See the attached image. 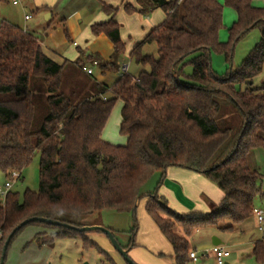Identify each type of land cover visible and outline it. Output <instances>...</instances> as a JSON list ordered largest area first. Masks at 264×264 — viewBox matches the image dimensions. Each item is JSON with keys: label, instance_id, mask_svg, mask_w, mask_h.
Wrapping results in <instances>:
<instances>
[{"label": "trees", "instance_id": "1", "mask_svg": "<svg viewBox=\"0 0 264 264\" xmlns=\"http://www.w3.org/2000/svg\"><path fill=\"white\" fill-rule=\"evenodd\" d=\"M255 1L225 0L237 13L226 42L219 39L224 9L219 0H137L139 7L124 3L129 13L161 8L166 16L129 54L149 68L137 74L123 69L111 85L92 75L82 78V57L58 62L33 33L14 24L1 26L0 170L8 177L13 170L21 175L36 152L40 162L37 190L25 189L20 199L11 189L0 201V257L7 236L28 217L83 226L72 217L86 218L106 209L133 216V235L123 245L130 248L138 229V202L146 197V211L172 244L175 263L190 264L188 236L194 230L211 225L231 230L253 214L254 199L263 193L264 172L250 165L249 156L264 152V85L243 90L237 85H251L264 65V6ZM101 9L110 17L92 24L91 30L111 39L114 54L100 66L120 72L118 59L125 44L115 18L118 8L103 3ZM254 27L261 37L241 67L218 74L212 52L231 60L236 43ZM147 43L156 44V56L143 52ZM188 63L190 74L184 71ZM118 100L120 133L127 141L116 145L102 133ZM169 166L201 173L223 190V199L211 203L207 213L177 212L158 194ZM156 173L154 189L144 192ZM29 225L43 228L33 237L40 246L80 236L84 248L105 253L85 232L41 221L16 231L8 250ZM253 252L264 263L262 241L255 243Z\"/></svg>", "mask_w": 264, "mask_h": 264}, {"label": "crops", "instance_id": "2", "mask_svg": "<svg viewBox=\"0 0 264 264\" xmlns=\"http://www.w3.org/2000/svg\"><path fill=\"white\" fill-rule=\"evenodd\" d=\"M63 1L64 0H20L18 4H13L11 0H0V17L2 18V25H18L24 30L33 33L38 38L44 51L58 62H63L65 59L74 61L82 57V61H85L82 63L84 64L82 68L83 71L86 72L85 68H92L93 72L91 74L98 82L106 85L113 84L120 73L100 66L101 61H111L114 54V45L105 33L94 35L92 30L88 31V29H85V48H82L77 41H73V46L76 47V51H59L61 44L67 40V28L70 30L71 34L77 35L81 33V28L78 24V19L81 17V12L79 11L81 6L75 8L74 11H67V5L63 7L61 4ZM257 1H255V4ZM126 2L139 7L137 0H118L117 3H115V0H91L89 3H83L82 6H87V10L91 11L96 9L95 12L97 13L95 17H91L88 22L90 28L94 23L109 19L110 16L101 9L103 3L118 8L115 15L116 20L118 22L124 20L126 23H131L130 27L136 34H129L128 40L124 41V43L126 42L125 48L128 50L129 56L133 47L146 36L153 26L160 23L159 20H162V18L164 20L166 14L165 12L163 16L157 14V11L161 8H156L143 15H140L137 11L129 13L124 9V3ZM67 4H69V1ZM60 5L61 8L59 9ZM119 7L122 8V17L119 16ZM28 14L31 15L30 18H26ZM72 15L75 16L72 17ZM54 19L57 20V23L53 24ZM120 24V35L124 38L123 27L125 26L123 25L124 23ZM94 61H97V64H94ZM90 62L95 66L89 65ZM119 64H121V61H119ZM122 67L128 70L129 63H123ZM22 174L23 172H21L20 178ZM157 178H159V174ZM158 194L167 200L171 208L180 213L190 211L207 213L211 210V203L218 204L224 197L223 190L204 175L179 166H169L167 168L162 184L158 188ZM146 201L147 199L145 197L138 202L139 227L135 237L136 243L129 248L128 253L137 264H176L173 246L161 232L152 217L147 213L145 207ZM243 222L235 224L232 231L238 229L237 231L240 230L242 232L244 229V227H242ZM212 227L213 226L198 228L188 236L189 251H197L196 246H199L201 249L205 248L200 255L197 251L198 259L196 261L190 259V264H205V260L209 257L215 259L213 252L210 250L214 245H222L230 250L229 246L232 245L231 241L227 240L222 235L227 230L220 229V232H218V230ZM41 230H43V228L39 226L30 228L29 232L22 236L20 238L21 240L17 242L16 248L11 250L8 256L9 260H6L5 264H30L28 259L26 260L23 256L22 252L24 250H34L43 246L53 247L55 243L53 246H40L33 241L34 235ZM177 231L183 234L181 227H178ZM197 235H199V237L196 239L195 237ZM263 237L251 234L233 243L243 246L238 252L242 254L243 258H246L248 264H264L257 260L253 252L257 241H262L264 246ZM27 243L29 244L25 247ZM199 243H201V245H198ZM160 253L164 255L160 256ZM232 254L230 250V255L225 258L224 264H231L229 258H231ZM20 255L22 256L21 258H19Z\"/></svg>", "mask_w": 264, "mask_h": 264}, {"label": "rangeland", "instance_id": "3", "mask_svg": "<svg viewBox=\"0 0 264 264\" xmlns=\"http://www.w3.org/2000/svg\"><path fill=\"white\" fill-rule=\"evenodd\" d=\"M69 1V4H67ZM106 1V0H105ZM118 0H115V3H117ZM91 0H64L62 6L67 5V11H74L75 8L80 7L81 17L78 19V24L81 28V33L74 35L71 34L70 30H68L69 37L66 36L67 40L63 42L60 46L61 52H70V50H75L76 47L73 46V41H77L80 43L82 48H85V37L84 32L85 29H88V31H91V28L88 24L89 19L91 17H95L96 13L95 10H87V6H82L83 3H89ZM220 3L224 5L223 9V26L220 29L219 32V39L222 42H226L229 39V28L234 23V21L237 18L236 11L225 4V0H219ZM256 5L258 6H264V0H258L256 2ZM70 8H69V7ZM61 8V5L59 6V9ZM69 8V9H68ZM120 13L119 16L122 17L121 11L122 8L119 7ZM89 11V12H88ZM160 16H163L164 11L163 9H160L157 11ZM68 13V12H67ZM125 14V13H124ZM140 15H143L140 13ZM150 15V14H149ZM75 15H72L74 17ZM163 20V18H162ZM162 20H159L160 22ZM120 23H124L123 25V37H121L122 41H127L129 34L136 35L133 30L131 29L129 22H124V20L119 21ZM57 23V20H53V24ZM159 23V22H158ZM133 26V24H132ZM261 37V32L258 27L252 28L247 34H245L235 45L233 55L231 60H227L224 53H221L219 51H213L211 56L212 61V67L218 74H225L231 70H237L241 67L243 60L245 57L250 53L252 48L255 46V44L259 41ZM109 38V37H108ZM126 46V42L124 43ZM144 53H152L155 56L157 55V47L155 43H147L143 47ZM191 57V56H190ZM189 57V58H190ZM119 61H121L120 64V72L123 70L122 64L123 63H129L128 71L132 74H137L141 69H148L147 66H141L137 63H135L134 60L130 59L128 56V50L125 48V52L119 56ZM83 61L82 63H84ZM87 64V61H86ZM83 65H80V74L82 78H90L92 74H89L85 71H83ZM91 66L93 65L91 62L89 63ZM191 65L188 63L185 65L184 71L186 74L191 73ZM95 75V74H94ZM93 76V75H92ZM251 85H248L247 83L238 84V88L245 89L247 86H251L253 88L259 87L264 85V65L262 68V71L255 75L251 80ZM121 107L122 102L118 100L116 104L114 105L111 114L105 124L102 136L104 139L109 141L112 144H125L127 141V138L125 135L120 133V122H121ZM250 165L252 167H259L262 172H264V152L263 151H256L254 153L251 152L249 156ZM39 153H35L32 161L29 163L28 166L22 171V177L13 181V187L12 191L17 192L19 194L20 199L23 197V193L25 189L30 188L32 190H37L39 187ZM159 173H156L143 187L144 192L152 191L154 189L155 183L157 181ZM7 180V175L0 171V185H3ZM261 190L263 193H258L254 199V207L261 208L264 210V177L263 180L260 182ZM136 217L138 220V227H139V219H138V210L136 213ZM72 220L84 223L83 226L88 225H100L106 228H113L114 234L121 244V246L126 245L129 240L130 236L133 235L130 233L131 228L134 225V219L131 213L127 211H115V210H109L106 209L104 211H101L99 213H96L90 217L82 218V217H72ZM244 227L243 231H232L227 230L222 235L229 241H231L232 245L229 246L230 250L232 251V256L230 259L231 264H248L246 258H243L242 254L239 253V249L243 248V246H240L238 244H233L234 242H237L243 237H248L251 234H256L263 237V232L258 229L257 220L254 214L250 215L244 222L242 223ZM35 225H29L27 226L12 242L7 255L8 256L11 253V250L13 248H16L17 242H19L22 236L27 234L30 230V228H33ZM212 226V225H211ZM239 226V225H238ZM208 227V226H207ZM236 227V226H235ZM215 230H218L220 232V228L217 226H213ZM138 231V229H137ZM137 231L135 234V237L137 235ZM85 234L89 237L90 240L95 241L102 250L107 253L100 252L96 248H84L83 247V241L80 236L69 238V237H62L57 238L55 240V245L53 247H41L38 249L31 250L27 248L28 251L24 250L23 256L24 258L30 262V264H124L125 259L123 255L115 248L113 245L111 239L109 236L100 230H87L84 231ZM180 233V232H178ZM199 235H197L195 238L197 239ZM264 238V237H263ZM136 243V240H135ZM198 245H201L199 243ZM197 251L199 255L201 252L205 249H201L199 246H196ZM26 249V248H25ZM26 251V252H25ZM20 254V253H19ZM22 256L20 255L19 258ZM107 257H111L112 261H110ZM205 264H217L215 259L213 257H209L207 260H205ZM7 264V263H6Z\"/></svg>", "mask_w": 264, "mask_h": 264}, {"label": "water", "instance_id": "4", "mask_svg": "<svg viewBox=\"0 0 264 264\" xmlns=\"http://www.w3.org/2000/svg\"><path fill=\"white\" fill-rule=\"evenodd\" d=\"M33 221H41L47 224H51V225H55V226H60V227H65V228H69V229H74L77 230L79 232H84L87 230H100L105 232L109 238L111 239L113 245L115 246V248L123 255L124 259L126 262H128L129 264H137L129 255L128 250L129 248H124L123 246H121V244L119 243V241L117 240L114 232L110 229V228H106L100 225H88V226H76L67 222H63L60 220H56V219H51V218H46V217H38V216H31L28 217L26 219H24L22 222H20L15 228H13V230L10 232V234L7 236L3 248H2V253H1V257H0V264H5V258L7 255V251H8V246L9 243L13 237V235L16 233V231H18L22 226L27 225Z\"/></svg>", "mask_w": 264, "mask_h": 264}, {"label": "built area", "instance_id": "5", "mask_svg": "<svg viewBox=\"0 0 264 264\" xmlns=\"http://www.w3.org/2000/svg\"><path fill=\"white\" fill-rule=\"evenodd\" d=\"M13 4H18L20 0H11ZM31 15H26V18H30ZM2 26V18L0 17V28ZM94 64H97V61H94ZM125 69V67H123ZM88 74L93 72L92 68H85ZM20 171L13 170L11 175L7 178L6 182L3 185H0V201L4 202L7 194L10 192L13 181L20 178ZM253 214L255 215L258 223V229L264 233V210L261 208H253ZM214 256L217 264H224L225 258L230 255V250L225 248L222 245H214L210 249ZM190 259L196 261L198 259L197 251L192 250L189 253Z\"/></svg>", "mask_w": 264, "mask_h": 264}]
</instances>
